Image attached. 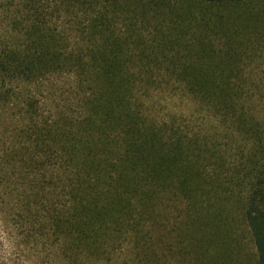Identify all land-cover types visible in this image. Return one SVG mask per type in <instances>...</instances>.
<instances>
[{
  "label": "trees",
  "instance_id": "trees-1",
  "mask_svg": "<svg viewBox=\"0 0 264 264\" xmlns=\"http://www.w3.org/2000/svg\"><path fill=\"white\" fill-rule=\"evenodd\" d=\"M241 222L264 264V0H0V228L19 253L245 264Z\"/></svg>",
  "mask_w": 264,
  "mask_h": 264
},
{
  "label": "rangeland",
  "instance_id": "rangeland-1",
  "mask_svg": "<svg viewBox=\"0 0 264 264\" xmlns=\"http://www.w3.org/2000/svg\"><path fill=\"white\" fill-rule=\"evenodd\" d=\"M262 62H255V65H261ZM238 225V224H237ZM239 231H240V238H245L243 242L245 243V254L243 255V260L245 264H252L254 259L252 258V251L254 250L252 243L250 242V234L246 227L244 226V223L241 222V224L238 225ZM240 241V239H238ZM17 254V256H16ZM16 258L17 264H35L32 261H30L26 256L23 254V252H18L11 244L10 239H8L4 232L2 231V228H0V264H15L14 259ZM49 264H62V262L57 259L52 263Z\"/></svg>",
  "mask_w": 264,
  "mask_h": 264
}]
</instances>
